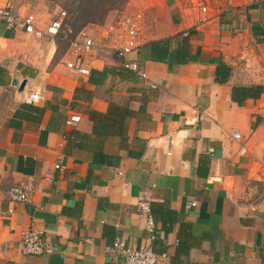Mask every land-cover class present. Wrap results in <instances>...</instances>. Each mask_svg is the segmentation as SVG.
<instances>
[{"label":"crops","instance_id":"crops-1","mask_svg":"<svg viewBox=\"0 0 264 264\" xmlns=\"http://www.w3.org/2000/svg\"><path fill=\"white\" fill-rule=\"evenodd\" d=\"M171 9L170 32L141 33L130 56L146 80L121 68L110 50L118 41L110 16L82 31L106 49L84 60L88 72L106 70L101 82L67 70L66 54L54 62V39L49 71L26 58L5 60L24 56L29 36L0 24V264H123L105 252L117 237L130 248L151 244L167 254L161 264H264V0H230L203 21L178 0ZM182 38L189 55L177 63ZM165 39L168 59L150 60L146 44ZM221 64L231 69L225 83L215 80ZM23 80L26 89L45 88L40 103L19 100L13 82ZM234 86L263 92L236 102ZM72 116L80 121L70 124ZM46 173L52 181H41ZM30 176L40 180L30 200L9 201L8 189ZM141 199L154 218L152 240L137 213ZM189 202L196 206L186 210ZM31 227L49 253H22Z\"/></svg>","mask_w":264,"mask_h":264},{"label":"built area","instance_id":"built-area-1","mask_svg":"<svg viewBox=\"0 0 264 264\" xmlns=\"http://www.w3.org/2000/svg\"><path fill=\"white\" fill-rule=\"evenodd\" d=\"M191 7L198 11L199 21L206 19L209 13V7L205 0H186ZM66 18V12L59 10L57 16L47 24H43L38 16L27 9L15 7L11 0H0V24L7 29L15 32H21L31 38L40 40L43 38H56L63 21ZM144 16L141 12L134 15H125L117 23L118 41L113 43L111 51L119 61L121 68L132 72L140 79H147V74L142 65L137 60L130 58L136 54L140 47V36ZM106 49L95 44L91 38H88L82 31L76 38L70 42L69 50L63 58L65 68L77 74L86 75L89 73L84 67L86 56L103 55ZM151 87H155L152 85ZM45 95V88L42 85L26 89L19 93V100L27 104L40 103ZM80 121L79 116H72L70 124H76ZM234 139H239L235 134ZM59 166H55L58 169ZM39 179L30 176L22 183L11 186L7 191V198L11 202L27 203L34 193ZM41 181H52L51 175L46 173ZM196 206L195 202L186 204L185 209L189 210ZM137 213L144 218V227L150 234L152 240L155 229V222L151 212L150 204L146 199H141L137 203ZM21 251L24 255L41 256L51 251V246L43 240V234L36 228H28L21 237ZM105 252L110 255H120L123 258V264H161L166 259L167 254H157L154 252L151 244L130 248L126 246L121 238H115L114 241L105 248Z\"/></svg>","mask_w":264,"mask_h":264},{"label":"rangeland","instance_id":"rangeland-1","mask_svg":"<svg viewBox=\"0 0 264 264\" xmlns=\"http://www.w3.org/2000/svg\"><path fill=\"white\" fill-rule=\"evenodd\" d=\"M130 0H128L129 2ZM12 4L20 9H27L29 11L34 12L38 18L41 20L43 24H47L50 20L54 19L59 10L64 9L62 5H64L67 0H11ZM128 2L122 8L110 12L104 22L101 24L103 25L108 17L110 18L107 20L108 22H112L115 27H117V23L120 18L125 15H134L141 12L144 16V25L141 30L142 36L146 33L151 36H160L164 34H168L170 29L174 27L176 22V16L174 9H171V5L175 0H163V2L156 4L154 7L150 9H144V7H136L134 5H129ZM180 3L182 10H190L189 12H194L195 14H199L198 11L191 7L190 4L186 0H178ZM206 4L209 7L208 16L213 12H218L223 8H226L227 5L230 4V0H205ZM94 27V25H89ZM87 26V27H89ZM97 26V25H95ZM84 28L83 30L88 32L92 27L89 29ZM82 30V31H83ZM90 35V33H88ZM150 37V36H149ZM89 38V37H88ZM49 38H43L40 40L24 37L23 38V46L28 50L25 55H10L7 61H14L17 57L26 58L35 64V66L41 70L49 71L53 64L50 65L46 64L47 59V46L50 43ZM2 44V43H1ZM4 44H2V47ZM8 48V47H7ZM56 57L54 62L59 61L63 54L69 50V46H65L60 44L56 46Z\"/></svg>","mask_w":264,"mask_h":264},{"label":"trees","instance_id":"trees-1","mask_svg":"<svg viewBox=\"0 0 264 264\" xmlns=\"http://www.w3.org/2000/svg\"><path fill=\"white\" fill-rule=\"evenodd\" d=\"M127 2L128 0H67V2L62 5L64 9H61L66 12L63 27L61 28L59 35L54 38L57 49L60 44L69 46L70 42L76 38L78 33H80L87 26L101 25L110 12L122 8ZM183 33L184 32L178 33L176 37H181ZM191 33V30H189L188 34ZM3 36L6 38L11 37L10 34H4ZM168 39L150 41L146 44V47L149 48L150 60L163 62L168 59L169 50L166 44ZM188 55L189 45L186 38H182L176 53V62L186 63ZM63 56L64 54L60 58ZM105 71V69L102 71L94 69L90 70V82H93L95 77L100 78L98 80L101 82V78L105 75ZM4 73L5 70L0 66V85H3L5 82L2 78ZM230 73L231 69L228 66L221 64L217 66L215 80L218 83H225L228 81ZM262 92L263 87L261 86H234L232 89V100L242 102L250 98L255 99L258 98Z\"/></svg>","mask_w":264,"mask_h":264},{"label":"water","instance_id":"water-1","mask_svg":"<svg viewBox=\"0 0 264 264\" xmlns=\"http://www.w3.org/2000/svg\"><path fill=\"white\" fill-rule=\"evenodd\" d=\"M13 85H17L18 87V91H22L24 89V87L26 86V80H23L22 82H20L19 84L16 82H13Z\"/></svg>","mask_w":264,"mask_h":264}]
</instances>
